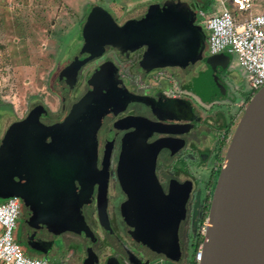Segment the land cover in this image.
<instances>
[{
  "label": "water",
  "instance_id": "95a60500",
  "mask_svg": "<svg viewBox=\"0 0 264 264\" xmlns=\"http://www.w3.org/2000/svg\"><path fill=\"white\" fill-rule=\"evenodd\" d=\"M196 19L181 1L150 6L122 24L94 8L83 25L81 49L54 78L52 89L64 105L79 71L101 57L106 47L120 60L144 49L134 69L141 77L173 67L188 74L202 60L206 46V33ZM85 90L63 121L43 123L47 111L37 105L10 125L0 140V201L22 202L19 244L48 259L56 237L68 234L83 243L82 264H185L179 229L189 188L177 187L165 194L155 175L158 152L174 151L177 142L160 139L148 144L146 138L153 131L177 134L185 127L181 122L193 119L191 106L183 100L151 105L157 117L168 122L162 126H145L138 119L114 123L104 138L98 168L99 129L130 104L149 102L128 92L118 68L110 63L95 70ZM126 129L133 131L121 141L115 170L125 197L119 214L133 247L120 240L108 212L114 141ZM94 191V214H85L83 207L91 206ZM90 216L95 230L87 221ZM206 220L200 264H264V86L250 98L237 123ZM98 241L101 247L96 252Z\"/></svg>",
  "mask_w": 264,
  "mask_h": 264
},
{
  "label": "flooded vegetation",
  "instance_id": "af4514ba",
  "mask_svg": "<svg viewBox=\"0 0 264 264\" xmlns=\"http://www.w3.org/2000/svg\"><path fill=\"white\" fill-rule=\"evenodd\" d=\"M170 1H181L187 3L189 10L197 16L199 5L196 3V1L166 0L160 5L162 6L164 3ZM143 53L144 49H140L130 54L127 59L120 60L112 48L106 47V51L101 57L89 62L79 71L77 83L74 89L71 91L70 97L66 99L64 105L60 100V112L57 115L51 114L44 104L36 103L34 107L37 105H43L45 107L47 116L41 118L43 123L47 125L59 123L66 117L70 107L84 96L86 93L85 89L87 81L96 69L109 63L118 68L119 79L123 81L128 92H130L132 95L143 96L144 98H147V102L150 104L134 102L130 104L124 112L118 114L114 120L99 129L97 133V167L100 168V157L104 138L114 123L123 120H128L134 123L138 122V119L143 120L145 126L151 127L154 124L155 127L156 125L162 126L163 124H168V122L160 120L154 112L158 104L166 102L174 103L177 102V100H183L189 103L192 108L193 119L191 121L181 122V124L185 125V127L178 128L177 134L172 135L164 132L153 131L148 133L146 138V142L148 144L154 143L160 139H173L177 142L174 144V151L170 148H163L158 152L155 164V175L165 194H168L171 189H176L177 187L181 188L182 186H187L189 188V195L185 203V216L179 229V237L183 245L184 262L185 264H188L190 260L188 257L189 230L191 229L195 235L193 227L194 222L197 224L202 218L208 215L212 194L216 184L215 175H217L218 170L221 168L219 165V160H217L215 156L216 147L217 145L222 144V152L224 153L225 157L228 148H226V141L233 133L234 127H236L241 115L243 114L244 108L248 103V100L251 98V94L244 86L243 76L237 74L235 71L232 72L228 68L229 65L226 68H223V64L220 63L213 66L211 63L213 62V59H211V56H209L206 51L203 53L202 60L196 62L188 74H184L178 67H173L156 69L148 73L145 77L137 75L135 78L133 77L135 74L134 69L141 60ZM209 61L211 62L209 63ZM86 67L88 69H86L85 72ZM150 75L156 76L155 82L150 83L151 81L147 79ZM83 76L86 77V80L81 88L79 85L83 79ZM175 86H177L179 90H177V87ZM240 90H242L245 95L237 94V92ZM191 99L195 100L198 105L202 106L203 112L211 109L215 105L221 104H228L233 108V111L230 112L229 119L226 121H224L222 117H219L216 122H209L208 120L204 122L200 117L197 107L194 105V103H192ZM151 105H154L155 108ZM208 125H211L210 128ZM217 129L220 131L222 130L223 132L218 134L214 143L215 145L212 154V166L208 168V170L205 169L207 167H205L204 164L209 158L208 155L199 154L198 157V159H201L200 161H203V163H201V166L203 165L201 167L202 171L207 172L209 175L208 179L203 180L204 195H202V193L197 189V182L194 179L195 177L188 175L187 173H183L180 171L181 169L179 170V168H177L178 161L180 160V155L184 156L183 158L186 156L191 159H197L196 156H188L186 152L188 150L193 151L195 146L206 145L205 142L208 141L206 138L208 137L209 139L210 136H213V130ZM132 131L133 129L123 130L115 137L108 182V212L111 225L120 240L127 247H133V245L131 242H129L125 234L124 225L119 214L118 207L120 203L125 200V197L122 194L117 182L115 169L120 152L121 141L124 136L130 134ZM175 165L177 166L175 167ZM95 191L91 206L83 207L85 214L89 211L92 212V215L94 214L96 207ZM209 197H211L210 200ZM92 217H87V221L91 229L95 230V222L93 221ZM21 218L22 202L21 214L18 220L19 225L16 231L17 241L20 237ZM58 238H61L63 243L60 242V244H57L56 241ZM19 245L26 253H32L31 251L27 250L24 245ZM63 245L70 247L71 249L73 248L72 250L74 253V260L76 261L73 262V264H82L86 256L83 243L77 237L68 234L56 237L49 256H58V254H62ZM100 247L101 246L98 241L94 245V250L98 252ZM79 258H82L81 261H79Z\"/></svg>",
  "mask_w": 264,
  "mask_h": 264
},
{
  "label": "rangeland",
  "instance_id": "374dc122",
  "mask_svg": "<svg viewBox=\"0 0 264 264\" xmlns=\"http://www.w3.org/2000/svg\"><path fill=\"white\" fill-rule=\"evenodd\" d=\"M164 1L166 0H0V140L8 127L24 119L36 103L44 104L51 114L57 115L60 112V99L52 89L53 80L81 49L83 25L94 8L103 9L118 24H122L138 17L150 6L160 5ZM197 4L209 15L208 17L220 13L223 5L224 7L226 5L233 17L241 22L248 17L234 10L230 0H198ZM263 8L264 0H255L251 15L262 13ZM201 20L197 16L196 24L200 26ZM227 56L229 69L244 76V69L239 65L237 56L234 54ZM136 76L137 74L133 75L135 78ZM147 79L152 83L156 81V76L150 75ZM85 80L86 77L83 76L79 87L82 88ZM244 86L246 87L245 82ZM176 89L179 90L178 87ZM237 94L243 95L244 92L240 90ZM191 101L204 122L207 120L216 122L219 117L226 121L233 111L228 104H221L203 112L202 106L193 99ZM210 126L208 125L209 128ZM213 132V136L206 138L208 140L205 142L206 145L195 146L193 151L186 152L188 156H196L197 159L186 156L183 158L184 156L180 155L178 166L175 165L181 172L195 177L197 189L202 195L203 180L208 179L209 175L202 171L203 161L198 157L199 154L208 155L209 158L204 164L207 167L205 169L208 170L212 166L214 143L218 134L223 131L217 129ZM233 133L226 141V148ZM218 173L215 175V183ZM196 238L190 229L188 238L190 260ZM60 242L63 243V240L58 238L56 243ZM72 249L63 245L62 254H58L54 259L50 258L49 264H73L76 261ZM27 254L30 258H35L32 253Z\"/></svg>",
  "mask_w": 264,
  "mask_h": 264
},
{
  "label": "built area",
  "instance_id": "2783aa9c",
  "mask_svg": "<svg viewBox=\"0 0 264 264\" xmlns=\"http://www.w3.org/2000/svg\"><path fill=\"white\" fill-rule=\"evenodd\" d=\"M230 3L234 10L248 16L245 21L233 17L226 5L212 17L202 10L197 11V16L202 19L200 26L206 33L205 51L209 56L236 55L244 69L246 89L252 97L264 86V8L262 13L251 15L255 0H230ZM20 214V199L0 201V264H49V259L30 258L17 242ZM206 219L195 233L199 244L188 264H200L202 261Z\"/></svg>",
  "mask_w": 264,
  "mask_h": 264
},
{
  "label": "trees",
  "instance_id": "16d2710c",
  "mask_svg": "<svg viewBox=\"0 0 264 264\" xmlns=\"http://www.w3.org/2000/svg\"><path fill=\"white\" fill-rule=\"evenodd\" d=\"M196 3H198V0H196ZM199 10H201V8H199ZM211 59H213V62L209 61V63L211 62L213 66L217 65L218 63H220V64H223V68H226L229 65V59H228V56L226 54H219V55H216V56H211ZM222 150H223L222 144L217 145L216 150H215V156H216V159L219 160V165L220 166H222V163H223V160H224V153L222 152ZM206 218H207V215L204 218H202L196 224L195 229H194V233H196L197 229L201 226L202 222ZM198 244H199V240H198V238H196V243L193 246L194 248H193L192 255L194 254ZM191 260H189V263L191 262Z\"/></svg>",
  "mask_w": 264,
  "mask_h": 264
},
{
  "label": "crops",
  "instance_id": "0c3cea01",
  "mask_svg": "<svg viewBox=\"0 0 264 264\" xmlns=\"http://www.w3.org/2000/svg\"><path fill=\"white\" fill-rule=\"evenodd\" d=\"M229 66H230V65H229ZM228 68H229V67H228ZM231 71H232V70H231ZM26 254H27V253H26ZM27 255H28V254H27ZM32 255H34L35 258H40V257H38L37 255H35V254H33V253H32ZM56 257H58V256H57V255L49 256V257H48L49 262H50V258H51V259H52V258L54 259V258H56ZM79 261H81V259H80Z\"/></svg>",
  "mask_w": 264,
  "mask_h": 264
}]
</instances>
